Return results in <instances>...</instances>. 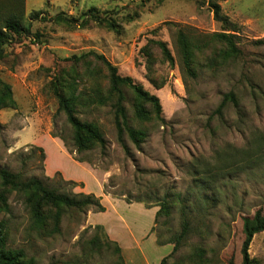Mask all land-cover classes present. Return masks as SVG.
Returning a JSON list of instances; mask_svg holds the SVG:
<instances>
[{
    "label": "rangeland",
    "instance_id": "1",
    "mask_svg": "<svg viewBox=\"0 0 264 264\" xmlns=\"http://www.w3.org/2000/svg\"><path fill=\"white\" fill-rule=\"evenodd\" d=\"M210 1L220 5L223 21L215 18ZM91 8L96 10L88 16L117 22L119 32L95 22L71 29L51 20L60 12L83 19ZM33 11L43 14L31 21ZM12 15L21 16L30 31L12 34L2 46L0 78L11 86L16 107L0 109V167L47 177L55 185L69 180L58 170L47 174V150L55 165L72 159L87 164L103 176L113 198L142 200L157 211L165 197L172 201L153 234L161 242L173 241L184 221L190 231L167 264H242V219L264 209V0H27V5L26 0H0V26ZM180 28L188 29L199 47L206 45L195 51L194 77L182 68L176 44ZM214 33L234 35L239 54L227 55L226 45L211 40ZM153 39L167 44L173 64ZM90 51L159 98L166 125L153 112L150 121L140 123L134 118L135 97L123 87L131 123L147 132L140 149L127 135L119 139L111 106L83 109L80 115L100 125L106 150L78 153L72 148V128L63 113L57 114L49 82L55 74L83 77L85 65L69 59ZM85 81L82 85L89 87ZM230 93L236 103L226 99ZM213 165L221 167V175L211 190L200 183ZM72 182L77 186L66 185V193L85 191V183ZM88 184L95 187L92 180ZM11 205L7 245L23 250L35 264L116 263L117 252L108 244L114 240L89 223L91 211L81 215V225L78 217L64 216L61 232L48 234L28 228L17 197H11ZM115 212L110 206L98 220L112 221ZM126 218L137 222L131 212ZM198 247L202 259L196 256ZM248 253L252 264H264V231L254 236Z\"/></svg>",
    "mask_w": 264,
    "mask_h": 264
},
{
    "label": "trees",
    "instance_id": "2",
    "mask_svg": "<svg viewBox=\"0 0 264 264\" xmlns=\"http://www.w3.org/2000/svg\"><path fill=\"white\" fill-rule=\"evenodd\" d=\"M162 1V0H159ZM209 5L213 9L215 18L223 21L221 15V7L218 3L210 1ZM96 9L91 8L87 11L86 17L83 19L73 15H68L65 12H60L51 20L56 23L65 24L71 29H84L90 22H95L100 26L106 27L110 31L119 32L117 22L100 18L98 15L92 14ZM41 11H33L30 20H37ZM46 20V18H44ZM22 17L12 15L4 19L0 26V56L2 55V46L7 43L12 34H22L29 32L28 28H24L21 24ZM167 25L171 23H165ZM159 28L153 32L158 31ZM24 30V31H23ZM211 40L220 44L226 45L225 52L229 56L239 54V49L234 43L235 36L225 33H214L211 35ZM161 51L162 56L171 64L174 62V57L167 44L160 40H151ZM176 44L180 54L182 68L189 76L194 77L193 62L195 51L199 48L190 35L188 29H178L176 34ZM75 64H84L86 71L84 76L79 75L66 77L60 74H55L49 82V90L52 92L58 102L57 114L63 113L66 116V121L72 128V136L70 138L71 146L78 153L93 151L100 149L102 152L106 150V140L100 125L91 120H83L80 115L83 109H89L95 106H111L114 110V120L117 128L119 139L123 135H127L137 149H140L145 142L147 132L141 128H137L131 123L128 117L126 106L124 105L125 94L123 87L128 88L135 97L134 103V118L140 123L150 121L151 112L154 113L155 120L160 124L166 125V120L162 116V106L159 98L156 95L149 93L144 88L136 84L132 78L123 77L119 74L118 68L114 66L104 55L94 51L73 56L69 59ZM104 71V72H103ZM104 73V75H103ZM104 76V77H103ZM86 78L90 82L89 87L82 85V78ZM102 79L105 80L103 84ZM226 99L236 103L235 95L230 93L226 95ZM150 106V110L147 108ZM16 102L13 98L12 88L9 84L0 78V109L15 108ZM222 105L219 112H221ZM56 136V134H54ZM65 141L66 139L61 136ZM41 154V159H45L44 150L38 148ZM27 159L31 156L27 155ZM220 165V164H219ZM221 166V165H220ZM217 165L208 166L205 170L206 176L201 180L200 185L207 189H213L212 182H215L217 177L221 175V167ZM50 178L45 177V180L36 176L27 177L22 172H13L8 168L0 167V264H35L32 258H28L23 250L12 249L7 245L8 219L6 216H11L13 213L11 205V197L15 196L21 201L28 215V228L37 232L48 234H59L61 232V224L64 216L72 214L81 219L86 216L89 211L99 213L105 212L106 208L101 202V197L93 193L79 192L69 194L64 191L66 185L77 186L75 182L60 180L55 182V185L48 183ZM82 187V184H79ZM104 192L109 194L104 186ZM143 203L142 200L128 201ZM172 201L165 197L160 204V209L156 213L155 223L151 230L154 233L157 219L164 213L169 214ZM148 208H151L147 206ZM81 215H83L81 217ZM243 233L245 236L241 254L242 264H252V259L249 256V246L255 235L264 231V209L259 208L252 216L243 217ZM95 230L104 229L101 225L94 226ZM105 230V229H104ZM190 225L188 221L182 223V228L177 238L173 241L161 242L160 236L157 237V245L174 244L172 252L164 257L160 264H167L168 259L177 252L181 243L188 236ZM109 245L114 246L117 252V261L115 264H127L124 260L122 249L118 242L110 241ZM197 257L202 259L204 251L201 247L196 248ZM228 264H234L232 260Z\"/></svg>",
    "mask_w": 264,
    "mask_h": 264
},
{
    "label": "crops",
    "instance_id": "3",
    "mask_svg": "<svg viewBox=\"0 0 264 264\" xmlns=\"http://www.w3.org/2000/svg\"><path fill=\"white\" fill-rule=\"evenodd\" d=\"M27 5V0H26ZM58 147V146H57ZM48 169L47 174L53 175L55 170L60 171L64 178L69 181L85 183V193H93L101 197V202L106 208L105 212H89L88 221L91 225L104 227L110 238L120 245L122 254L127 264H160L162 259L169 255L172 245H157L156 236L151 232L157 213V209L148 208L143 203H127L123 199L113 198L104 192V178L100 173L89 165L76 162L73 159L61 161L55 165L50 161L47 150ZM92 180L95 187H90L88 181ZM115 210L112 221L98 220L101 216H107L110 206ZM129 212L135 214L137 222L127 220ZM133 219V218H132Z\"/></svg>",
    "mask_w": 264,
    "mask_h": 264
}]
</instances>
